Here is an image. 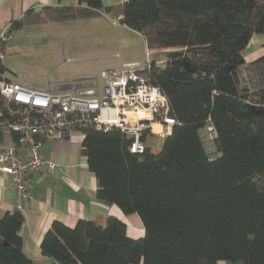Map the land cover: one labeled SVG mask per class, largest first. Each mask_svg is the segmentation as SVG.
I'll return each instance as SVG.
<instances>
[{
    "label": "trees",
    "instance_id": "trees-1",
    "mask_svg": "<svg viewBox=\"0 0 264 264\" xmlns=\"http://www.w3.org/2000/svg\"><path fill=\"white\" fill-rule=\"evenodd\" d=\"M110 10L139 32L151 52L150 81L167 98L176 123L160 151H129L118 129L86 128L83 153L97 180L96 197L137 214L144 235L131 238L125 222H52L41 243L50 264H264V55L246 64L254 90L242 87V51L264 31V0H101L44 6L13 20L0 55L23 24L92 18ZM6 68L0 57V78ZM2 97L0 95V101ZM217 130L218 157L207 160L201 129ZM19 145L20 135L11 132ZM4 132L0 129V144ZM20 211L0 216V264H34L24 253Z\"/></svg>",
    "mask_w": 264,
    "mask_h": 264
},
{
    "label": "built area",
    "instance_id": "built-area-1",
    "mask_svg": "<svg viewBox=\"0 0 264 264\" xmlns=\"http://www.w3.org/2000/svg\"><path fill=\"white\" fill-rule=\"evenodd\" d=\"M4 38L1 34L0 39ZM114 56L119 58L117 53ZM151 61L147 52L143 61L98 67L71 80L48 81L40 87L30 84L26 75H19L18 79L2 75L0 129L18 133L27 151L23 158L18 154L20 144L13 141L0 144V171L11 176L16 210L23 211L31 198L28 172L40 169L43 164L49 169L54 167L52 160H44L39 153L43 140L66 139L76 133L83 137L86 128L118 129L130 138L129 151L140 153L147 148L148 136L165 138L171 134L176 121L169 114L166 96L150 81ZM238 79L250 92L258 76L244 64ZM216 137L217 130L208 118L201 129V138L209 161L218 157Z\"/></svg>",
    "mask_w": 264,
    "mask_h": 264
},
{
    "label": "crops",
    "instance_id": "crops-1",
    "mask_svg": "<svg viewBox=\"0 0 264 264\" xmlns=\"http://www.w3.org/2000/svg\"><path fill=\"white\" fill-rule=\"evenodd\" d=\"M101 1L104 6L118 7L124 0ZM77 4L78 0H0V35L8 30L13 20L21 18L29 9L34 13H40L44 6ZM103 16L112 25L120 24L121 29L136 32L145 42L139 32L119 22L120 11L110 10L95 18L103 19ZM117 19L118 21H116ZM69 20L73 19L60 21ZM54 22L58 21L26 23L13 33L19 32L27 26L42 27V25ZM12 35L7 41L11 39ZM242 55L245 64L264 55V31L251 35ZM98 57L109 59L107 56ZM71 59L75 60V58ZM118 59L120 60V55ZM136 61L138 60L125 62ZM107 64V66L116 65L114 61ZM82 139L83 137L76 133L66 139L43 140L39 147V153L44 160H52L54 167L49 169L46 164H43L40 169L31 170L27 174L31 198L24 210L21 211L23 223L19 234L22 238L23 251L34 264H50L52 261L51 258L41 253L40 243L54 221H60L66 226L73 227L78 219L96 220L103 223L108 216H115L125 222L129 237L136 239L144 235V227L137 214H124L118 206L106 204L96 197L97 180L88 168L86 156L83 153ZM11 143V133H8V139L6 140L4 137L3 144ZM19 144L18 154L25 158L27 151L21 142ZM15 203L16 195L11 176L0 171V216L5 212L16 210ZM219 264L229 263L220 261Z\"/></svg>",
    "mask_w": 264,
    "mask_h": 264
},
{
    "label": "rangeland",
    "instance_id": "rangeland-1",
    "mask_svg": "<svg viewBox=\"0 0 264 264\" xmlns=\"http://www.w3.org/2000/svg\"><path fill=\"white\" fill-rule=\"evenodd\" d=\"M162 64V52L148 51L143 38L133 31L112 25L104 16L73 19L42 25L27 26L13 33L3 51L5 76L11 79L26 75L30 84L40 87L47 82L68 81L77 74L86 73L107 63L138 60L146 53ZM120 55V60L114 54ZM113 57H112V56ZM98 56H107L109 59ZM65 58H75L66 61ZM115 65V64H114ZM8 139V133H4ZM164 138L148 136L146 145L151 151H160Z\"/></svg>",
    "mask_w": 264,
    "mask_h": 264
},
{
    "label": "bare ground",
    "instance_id": "bare-ground-1",
    "mask_svg": "<svg viewBox=\"0 0 264 264\" xmlns=\"http://www.w3.org/2000/svg\"><path fill=\"white\" fill-rule=\"evenodd\" d=\"M155 129H159V127H157V126L155 125Z\"/></svg>",
    "mask_w": 264,
    "mask_h": 264
}]
</instances>
